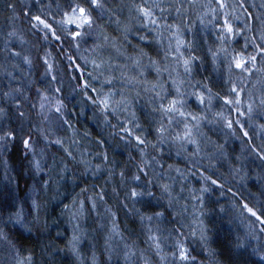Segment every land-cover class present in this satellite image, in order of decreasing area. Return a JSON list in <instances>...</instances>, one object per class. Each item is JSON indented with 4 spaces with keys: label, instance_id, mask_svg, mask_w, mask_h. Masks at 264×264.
I'll use <instances>...</instances> for the list:
<instances>
[{
    "label": "trees",
    "instance_id": "obj_1",
    "mask_svg": "<svg viewBox=\"0 0 264 264\" xmlns=\"http://www.w3.org/2000/svg\"><path fill=\"white\" fill-rule=\"evenodd\" d=\"M194 1L181 0L184 5L182 14L177 16L173 9L168 8L164 18L169 24H181L183 27V38L192 45L191 49H181L185 57L190 54L198 57L188 73L190 80L207 85L212 90L215 106L218 108L224 104L226 107L224 124L222 121L205 124L214 139H229L227 153L223 154L226 159L214 156L209 160H198L181 148H178L181 153L178 156L177 148L171 142L162 148H153L152 145L157 142L155 121L160 117L153 112L156 105L154 93L145 89L148 87L146 82L157 80L156 70H150L151 76L140 78L128 68L121 67L129 65V58L135 57L138 50L143 49L147 53L143 57L145 61L149 62L151 58L159 61L161 67L166 64L173 76L180 73L181 67L176 65L173 56L167 60L164 58L169 33H164L163 43H160L161 38L157 37L153 26L139 19L133 7L160 3L167 8L173 0H101L102 8L91 6L86 0H0V70L9 73L7 65L15 64L13 52L1 39V35L5 36L12 29L21 34L31 61L28 69L22 65L20 71L24 74V81L19 88L12 90L10 100L3 99L2 105L5 111L4 132L14 131L15 135L6 143L0 141V230L6 236V239L0 237L1 264L10 261L6 257L7 248L31 256L34 264H87L84 262L87 259L85 246L96 254L99 264H114L109 256L112 239L116 237L137 258H149L150 264H161L156 245L150 239L146 217L162 212L173 220V230L177 233L182 229L179 222L183 221L181 202L175 189H171L170 196L161 192L160 185L167 182L159 174L166 170L183 171L186 183L192 179L200 180L210 190V197L220 198V205L213 206L211 201L207 202L209 215L204 218L210 232V248L204 251L201 246L190 244L194 264H264L258 251L242 244V235L233 222L232 198L241 197L242 183L236 179L233 181V176L228 173L238 171L232 170L231 166L241 165L242 154L245 155L242 171H264V144L261 145L262 138H257L260 133H255L251 124L244 123L240 113L224 102L226 96L235 99L236 94L230 91L233 85L241 97L240 106L243 109H247L250 96L254 99L256 95L264 94V88L260 85L264 83V58L258 54L259 49L252 40L255 37V44L264 46L259 39L260 21L264 20V0H226L227 4L234 6L227 9L233 26L238 16L243 19L244 25L247 23L251 27V30L245 28L238 39L239 43L245 42L249 46L246 56L257 55L256 68L250 73H243L234 65L229 71V58L232 50H237L235 38L238 34L230 37L227 43L218 38L221 31L217 25H223V10L218 9L217 15L207 18L199 12L204 0ZM77 4L89 7L93 17L91 26L77 28L60 23L64 20V14ZM154 11L159 17V10ZM37 15L52 24L60 36L59 41L43 25L34 27L37 22L32 17ZM65 28L80 31L82 36L73 38ZM104 36L109 39L105 41ZM96 45L102 47L94 51ZM222 48L227 51H221ZM218 51L222 57L216 63L219 58L216 56L214 59L213 53ZM93 59L98 62L103 59L106 63L102 69H95L91 63ZM48 64L52 65L51 69ZM108 65L112 66V75L117 77L111 87L116 92L128 95L131 100L129 106L134 108L136 114L134 123H139V129L128 122L131 115L124 111L111 113L105 121L100 107L88 98L97 99L104 79L100 72L104 71L107 76L110 71ZM121 71L126 74L124 78H120ZM53 76L56 79H52ZM127 77H136L137 81L145 83L130 85ZM258 80H261L259 85ZM85 82L90 87L85 88ZM166 87L172 95L175 94L171 85ZM91 88H96L98 92H92ZM108 90L109 86H105L104 92ZM41 95L47 96L53 104L57 100L62 101L61 112L44 114L40 108ZM164 102L167 103V100ZM190 103L196 106L195 99L189 100ZM207 103L208 100L205 105ZM227 120L232 121L231 128H226ZM237 120L244 123L243 127L238 125ZM181 126L177 117L170 131L173 134L180 132ZM125 127L133 129L132 136L121 130ZM135 135H141L149 142L143 157L140 148L144 146L137 147ZM29 137L31 148H26L23 140ZM57 139L61 141L60 144L55 143ZM236 148L240 152H235ZM105 155L107 160L104 159ZM35 160L40 161L43 171L35 170L32 163ZM88 161L94 164L91 169ZM90 170L100 172L94 175ZM58 171L67 172L70 180L62 181ZM192 171H203L207 173L204 176L211 177V180L203 179L201 174L195 175ZM212 171L227 173L222 176ZM134 175H140L141 180L134 181ZM132 188L145 192L151 190L153 196L131 198ZM261 194L264 196V193ZM206 199L209 200V196ZM33 200L37 201L39 208L33 207ZM80 201L84 202L83 209L79 206ZM21 209L25 219L30 222L31 231L25 230L14 219L9 220L10 214ZM72 211H75L79 225L89 235V239L83 238L84 243L79 244L75 252L59 232L61 220L69 221ZM141 216L145 219L142 220ZM36 217H39L38 221Z\"/></svg>",
    "mask_w": 264,
    "mask_h": 264
},
{
    "label": "rangeland",
    "instance_id": "obj_2",
    "mask_svg": "<svg viewBox=\"0 0 264 264\" xmlns=\"http://www.w3.org/2000/svg\"><path fill=\"white\" fill-rule=\"evenodd\" d=\"M198 0H195L194 2H197ZM204 4L200 5L201 10L199 12L202 13L204 17H214L211 14L205 15L207 12V8L204 7L205 5H209L210 7L215 8L216 7V0H204ZM227 3V1L225 0ZM199 6V7H200ZM69 15H71V11L68 12ZM210 17V18H211ZM64 20H66V17H64ZM213 20V19H211ZM223 21V20H221ZM242 21V22H241ZM69 27H76L75 24H66ZM87 26V25H84ZM234 28L237 29H243V31L238 33V36L236 39V51L232 50V56L239 52H244L250 50L245 48V42H238L239 35L241 33L245 32V25L243 24V19H237L234 24ZM1 39L6 42V45L9 47V51L13 52L15 57V64H9L7 65V68L10 69V72H4L0 70V109H3V99L10 100L9 97L11 95V92L13 89L19 88L21 85V82H23V72L20 71L22 65H25L26 68L30 66V63L25 62L24 57H28L26 46L24 45L23 39L21 38V34L12 29L8 31V33L5 34V36L1 35ZM222 42V41H221ZM16 53H20L19 56L15 55ZM220 51L217 52V57L219 59L216 60V63L221 60ZM246 55V54H245ZM231 56V57H232ZM231 60V58H229ZM6 64V63H5ZM20 65V68L18 67ZM142 67L140 69H137L135 65L132 64L131 59H129V65L124 64V68H128L129 71L136 76H140V78L143 76H151L149 74L150 70H154L155 68L150 65V62L145 61L143 58L141 60ZM166 64H163L165 66ZM181 71L179 73V79L184 80V86L183 91H185L186 94L195 92H201L203 91L205 93V101L208 100V93L205 91L206 89L202 87H193L194 85H197V83H194L190 80L189 74L184 72L183 64L181 62L180 64ZM27 68V69H28ZM13 73H12V72ZM151 73V72H150ZM173 73V72H172ZM173 75V74H172ZM154 77V74H153ZM176 77V76H173ZM162 79L164 81H167V85H171V80L168 79V73L165 72L162 75ZM156 81V80H155ZM264 81V80H263ZM261 80H258L257 84ZM203 85V84H200ZM256 85V88L258 87ZM261 88H264V83L260 84ZM172 86V85H171ZM258 89V88H257ZM14 92V91H13ZM7 93V95H5ZM212 95V94H211ZM119 96V95H118ZM240 97V95H239ZM264 97V94L256 95L255 103H253V111L251 113L247 112V109H243L240 106V111L243 112V115H239L242 121L247 124H251V128L255 131V133H260V136L257 138H262L261 145L264 144V129H262L260 126L264 125V108H262L259 105V100ZM207 98V99H206ZM116 100L120 99V96H115ZM195 99L196 106L192 103L189 104V100ZM241 99V97H240ZM205 101L203 104H201L195 96L192 95H186V106H185V112H190L193 115H197L199 117V125L198 128H195L193 130V137L197 140L199 143V150L197 151L196 146L192 144H185L184 147H181L179 142H171L174 146V148H177L178 156H181V153L179 152L178 148H181L184 152L185 150L190 152L193 157H195L198 160L206 159L209 160L211 157L214 156H222V158L226 159V155H223L227 153V139H223L222 141H218V139H214L211 137L208 128H206L205 124L206 122L209 124H217L220 121L222 123H225L226 120V107L224 104H222L220 107L217 108L215 106L214 99L211 98V101L205 105ZM250 100L248 101V103ZM214 103V104H213ZM247 103V105H248ZM200 107V108H198ZM234 108V107H233ZM4 110V109H3ZM134 108L131 106L128 107L127 114L131 115ZM52 111H55V104H53L50 100L49 103H46L45 109L43 110L44 114L52 113ZM237 112V111H236ZM218 113H222V115H217ZM4 115L5 111L0 112V135L4 132ZM209 116V117H208ZM208 118V119H207ZM178 120L181 123L180 132L182 133L184 123L194 124V121H191L190 117L187 120H182L178 117ZM239 121V124L241 127H243V122ZM208 124V125H209ZM210 126V125H209ZM226 128L227 125L225 124ZM5 133V132H4ZM217 140V141H215ZM231 141V140H230ZM232 142V141H231ZM166 143L162 145H158V147L162 148ZM240 148V147H239ZM239 148L235 149V152H240ZM242 163L241 165L231 166V169L238 170V171H229L228 173L231 174L234 179H236L240 184L242 183V195L241 197L232 198V204L231 209L233 211V222L235 223L239 233L242 235V241L243 245L252 247L256 251H258L261 255H264V196H262L261 192L264 193V171H242L244 167L243 162H245V155L242 154ZM262 159V158H261ZM88 167L91 169V167L94 166L92 162L88 161ZM242 169V170H241ZM92 174L95 175V173H99L100 171H94L90 170ZM195 173V171H192ZM195 175L201 174L205 179L206 177L204 174L207 175V173L203 171H196ZM214 173L220 174L223 176L227 171H212ZM62 179V181H69V175L65 171H58ZM183 171H161L160 176L162 179H165V183L167 182L171 189L175 191V194L178 195V198L180 200L183 216V221L179 222V226L182 228L179 230V233H177L175 230H173V220L163 214V216L156 218L154 215L153 219L149 221L148 219L145 220L146 226L148 228V232L150 234L151 241L156 245V241L153 239V237H158L159 240V249L156 247L158 259L161 261V264H181L178 257H173L172 253L174 251H177L176 243L177 241H181L185 248L188 250L189 254L191 252V246L190 244H197L198 246H201L204 251H208V249L211 246V237L209 229L205 223V218L209 215L208 205L207 202L213 203V206L216 204H219L220 198L219 197H210L211 192L206 188L204 185L205 183L200 182V180H190L188 183L183 180ZM186 175V174H184ZM200 179V178H198ZM166 183V184H167ZM204 189H207L204 191ZM259 192V193H258ZM175 195V196H176ZM209 196V200L206 199V197ZM220 205V204H219ZM247 206V207H245ZM180 207V205H179ZM248 208H251L256 215L253 216L251 212L248 211ZM227 211V210H226ZM231 211V212H232ZM172 220V221H171ZM63 221L61 223L60 227V234L65 237L68 241L72 239L75 229V235L79 237L78 245L84 243L83 238L89 239V235L87 234V230H83V228L79 225V219L76 216L75 211H72V215L69 221ZM78 226V227H77ZM195 233V234H193ZM206 237V239H201V234ZM80 235H82L80 237ZM240 235V236H241ZM120 238H113V242L110 247L111 255L110 261L114 264H150L151 259L147 258H137L132 250L124 243L119 240ZM190 242V243H189ZM69 245V243H68ZM70 246V245H69ZM10 248V247H9ZM91 248L85 246L84 250L86 251V257L87 259L84 260V262H87V264H99V261L96 257V254H94L91 250ZM4 257V256H3ZM6 257L9 258L10 261H8V264H18L19 261H24L25 264H34V259L31 256L25 255L21 253L20 251H13L12 248L10 250L7 248L6 250ZM161 257H164V259H161ZM30 258V260H29ZM2 262V260H0ZM1 264V263H0Z\"/></svg>",
    "mask_w": 264,
    "mask_h": 264
},
{
    "label": "snow or ice",
    "instance_id": "obj_3",
    "mask_svg": "<svg viewBox=\"0 0 264 264\" xmlns=\"http://www.w3.org/2000/svg\"><path fill=\"white\" fill-rule=\"evenodd\" d=\"M86 3H89L91 6H95L96 8H102L103 5L101 3V0H86ZM211 3V0H210ZM136 12L138 13V18L147 21L148 24L153 26V31L156 32L157 37H160V43H163V35L165 32L169 33L168 37V45L167 49L165 51V60L168 59L169 56H173L175 58L176 65H180L181 62L183 64L184 72L190 73L191 72V66L193 62L198 59L194 54H190L188 57H185L184 51H182V48L191 49L192 45L190 42L186 41L184 37V29L181 26V24H169L167 23V20L164 18V14L167 11L168 8L173 9L177 16H180L184 10V5L181 2V0H173V2L169 3L166 7H162L160 3H154L151 6H146L145 4L140 5H133ZM204 7L207 8V12L205 15L211 14L212 16L217 15L218 9L223 10L224 20L223 25H217V27L220 28L221 35L218 37L222 42L227 43L230 37H234L239 32L243 31V29H235L233 24L229 20L230 13L227 11L229 7H234L232 5H229L225 2V0H216V7H210L209 5H205ZM154 9H158L160 12V16L157 17ZM66 17V20H62L60 23L63 24H75L77 28H83L84 25L91 26L93 23V17L90 14L89 7L81 6L80 4H77L75 7H72L71 9V15L68 13L64 14ZM236 19H239V17H235ZM37 24L34 25V27H38L39 25H43L44 29L50 30L51 35L57 40H60V36L56 34V30L53 28L52 24L48 23L47 20L42 19L40 15L32 17ZM203 19L201 18V23H203ZM211 22V21H209ZM261 27L259 29L260 36L259 39L262 44H264V20L260 21ZM245 28L251 30V27L245 24ZM65 31L68 32V35L76 38L81 37L82 33L80 31H71L67 28H65ZM47 38V35L46 37ZM103 39L107 41L109 38L107 36H104ZM141 39H145L144 37H141ZM247 41V37L245 38ZM255 37H252L253 44L256 48L259 49L258 54L264 58V46H261L260 44H255ZM78 46V45H77ZM247 43L245 44V48H247ZM102 47L101 45L94 46V51L96 48ZM221 51L226 52V49H221ZM15 55L19 56L20 53H16ZM147 56V53L143 51V49H139L138 53L135 57H130L132 64L136 66L137 69H140L142 67L141 60L143 57ZM217 56V53H213V58L215 59ZM25 62L31 63L28 57H24ZM256 61H257V55H245L244 52L236 53L231 57L230 63L228 65L229 71L232 70V67L236 69H240L243 73H250L253 68H256ZM47 63V61H45ZM87 62V61H86ZM150 65L155 68L157 73V80L155 82H146L148 83V87L145 89L146 91H151L154 93L153 99L156 100V105L153 108V112L158 114L160 119L158 121H155L156 127V137L157 142L156 144H153L152 147L156 148L158 145H162L167 142H179L181 147H184L185 144H192L196 146L197 151L199 150V143L196 139L193 137V130L195 128H198L199 125V117L197 115H193L190 112H185V106H186V95H192L195 96L196 99L203 104L205 101V93L203 91L201 92H195L186 94L185 91H183L184 86V80L179 79V73H177L176 77H173L172 71L170 70L169 66L165 65L161 67L160 62L154 59L149 58ZM95 69H102L105 65V61L101 59L99 62L96 59H93L91 61ZM250 65V66H249ZM52 65L48 64V68L51 69ZM77 67H79L77 65ZM126 67V66H121ZM109 74L107 76L104 75V71L100 72V76H103L104 79L101 83V87L99 89V92L96 88H91L92 92H98L97 99L93 100L92 97H88L90 100H92L93 104H96L100 107L101 113L104 114L105 121H107L108 115L111 113H116L118 111H127L129 105L131 104V100L128 98V95L125 92H116L111 87L113 85V81L117 79L114 75H112V66L108 65ZM168 73V79L171 80V85L173 89L175 90V94L172 95L167 87V81H164L162 79L163 73ZM125 73L121 71V77H125ZM52 79H56L55 76L52 77ZM93 79H99V77H93ZM127 83L132 85L134 83H145L141 81H137L136 77H127ZM105 86H109L108 92H104ZM85 88L90 87L87 82L84 84ZM193 87H202L206 89L208 95L209 102L211 101L212 95H211V88H208L207 85H200L199 82H197V85H194ZM57 92L60 91L59 88L56 89ZM231 93H235L236 97L235 99L224 97V102L227 105H232L235 110L243 115L244 113L240 111V105L242 104V101L240 100L238 90L235 85L231 88ZM7 95V93L5 94ZM119 95L120 99L116 100L114 99L115 96ZM139 95V92H137V96ZM170 97V98H169ZM167 100V103L164 101ZM46 103H49V98L45 95H41V104L40 108L41 110L45 109ZM253 103H255V100L250 96V102L247 105V112L251 113L253 111ZM259 105L264 108V97H262L259 100ZM63 106V102L60 100L56 101L55 104V111L57 113L61 112ZM3 109H0V112H3ZM217 115H222V113H218ZM177 117L181 118L182 120H187L189 117L191 121H194V124L184 123L183 131L176 132L173 134L170 131V128L173 123L177 122ZM136 121V114L135 112L131 113V119L128 121L129 123H134ZM239 123V121H236ZM134 127L139 129L140 125L139 123H134ZM227 127H232V121L227 120ZM262 129H264V125L260 126ZM123 132L127 133L128 136L133 135V129L132 128H122ZM15 132L14 131H8L5 132L3 135H0V141L7 142V140L11 137H14ZM245 136L248 135L247 132L244 133ZM135 141L137 142V147L140 145H143V148H140V152L143 157V153L145 149L148 147L149 142L146 138H142L141 135H135L134 137ZM31 138L23 140V144L26 148H31L30 143ZM55 143L60 144L61 141L57 139ZM179 154V153H178ZM71 155V153H69ZM104 159L107 160L108 157L105 155ZM35 170L37 172L43 171L42 165L40 161L35 160L32 162ZM145 166H147L145 164ZM99 167V166H97ZM171 167V166H169ZM179 171V170H177ZM124 173H121V176H123ZM134 181H140L141 176L140 175H134L132 177ZM205 179L211 180V177H206ZM47 183V182H45ZM150 183V182H149ZM213 184L216 183V181H212ZM161 192L163 194H168L170 196V186L168 184H161L160 185ZM207 189H204L206 191ZM143 196H153V193L151 190L145 192L143 189L137 190V188H132L130 190V197L131 198H140ZM73 204H76V201H73ZM169 204H171V199L169 200ZM33 207L39 208V204L37 201L33 200L32 202ZM79 206L81 209L84 207V202L80 201ZM95 207V202H93V208ZM247 207V206H245ZM65 208H68V205H65ZM248 211L252 213L253 216L256 215V213L251 209L248 208ZM154 216L156 218H159L163 216L162 212H156L154 213ZM149 221L153 219V216H147L146 217ZM19 224L21 227H23L27 231H31L30 222H28L21 210H17L15 213H12L9 215V220H13ZM37 221L39 220V217L35 218ZM141 219H145L144 216H141ZM78 227V226H77ZM195 234V233H193ZM0 237H3L6 239L5 234L2 230H0ZM153 239L156 241V247L159 249V238L153 237ZM201 239L204 240L206 237L201 234ZM79 242V237L75 235V229L74 234L71 240H69V245L71 247V250L73 252L77 251V244ZM177 251H174L172 253V256L178 257L181 264H194L195 258L190 256L188 250L185 248L184 244L181 241H177L176 243ZM255 251V250H254ZM259 254V253H258ZM161 259H164V257H161ZM30 260V258H29ZM261 260L264 261V255H261ZM18 264H25L24 261H19Z\"/></svg>",
    "mask_w": 264,
    "mask_h": 264
}]
</instances>
